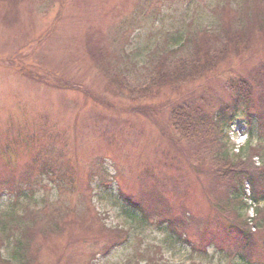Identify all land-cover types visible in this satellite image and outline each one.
<instances>
[{"label": "rangeland", "instance_id": "obj_1", "mask_svg": "<svg viewBox=\"0 0 264 264\" xmlns=\"http://www.w3.org/2000/svg\"><path fill=\"white\" fill-rule=\"evenodd\" d=\"M218 1L223 0L0 1V139L6 141V146L7 141L16 140L19 143V149L9 144L12 153L18 151L13 165L0 158V170L16 171L17 174L20 165L28 164L31 155L42 149L45 140V146L52 143L46 136L51 139L50 136L60 132L63 138L60 145L67 144L68 160L74 166L73 184L77 188L91 189L88 192L94 197L91 210L100 218L99 224L130 232V240L125 245L113 248L105 255L101 247L90 249L84 243H72L74 234L81 238H84L83 234H88L83 231L85 223L78 218L85 211L76 196L79 193L74 187L69 188L70 192L68 186L58 188L55 177L41 175L31 189L16 195L6 192L0 196V214L23 216L25 207L36 211L49 204L69 210L78 207L74 213L77 219L67 215L71 225L62 235L59 232L52 234L49 226L45 228L41 225L44 231L37 236L36 242L43 244L39 253L43 264H66L72 260L66 255L74 249L77 250H74L72 264L88 262L91 251L96 253L93 264H127L137 245L153 247L154 251L160 249L166 264H189L192 259L198 260L188 244L177 241L173 235L171 237L167 223H160L164 219L158 216L157 210L149 212L148 217L142 220L141 210L131 208L128 205L131 203L119 195L124 193L133 197L131 201L137 202L144 192L150 194L153 191L156 179L164 184L163 180L172 181L174 177L178 183L186 184L184 177L189 178V191L181 197L169 192L167 203L177 208L179 215L183 214L182 208H186L190 216L183 236L196 243L204 240L193 219L203 221L216 212L204 187L191 172L188 171V175L182 169L183 165L179 168L180 172L156 166V148L153 152L151 150L159 129L148 117L131 113L139 107L161 111L180 95L162 91L159 98L136 101L118 96L117 87L109 86L110 79L89 56L87 44L94 36L100 38L110 54L112 74L117 69H126L125 75L136 87L144 82V67L156 61L162 53L175 50L181 36L207 28L217 29L212 10ZM248 61L230 59V63H224L222 69L226 74L223 76L235 80L247 75L254 66L252 61ZM25 71L33 72L36 80L41 81L38 79L41 76L46 81L27 78ZM63 80L104 99L110 103L109 106L97 103L83 92L60 89L56 81ZM195 86L186 90H194ZM202 91L215 93L214 90ZM216 92L223 102L228 100L223 92ZM167 110H164L166 116L169 113ZM160 118L158 116L164 123ZM44 119L48 122L44 123ZM46 125L51 127V131L45 136L41 130L46 129ZM247 132V120L241 113L226 136L231 151L237 152L245 144L247 138L244 135ZM37 133L45 140H35L34 143L33 136ZM252 143L256 144L257 140ZM60 145L55 144L54 156L62 152L64 147ZM160 149L166 152L167 147ZM254 161L257 162L256 159ZM96 168H100L97 177L93 173ZM247 204L250 209L244 213L245 222L257 207L248 200ZM132 211H137L135 218L130 214ZM45 231H49L52 237L43 236L47 233ZM217 243L226 248L231 241L220 238ZM208 249L209 255L215 252L214 247ZM1 253L4 258H9L10 247H4ZM61 254L65 257L58 260ZM203 261L205 264L210 260ZM232 264L241 263L236 258Z\"/></svg>", "mask_w": 264, "mask_h": 264}, {"label": "trees", "instance_id": "obj_2", "mask_svg": "<svg viewBox=\"0 0 264 264\" xmlns=\"http://www.w3.org/2000/svg\"><path fill=\"white\" fill-rule=\"evenodd\" d=\"M212 13L217 21L216 30L207 28L195 34L181 36L179 46L175 50L162 53L156 61L144 67V82L136 87L130 84L128 76L125 75L126 69H117L112 74L110 54L99 41L100 38L94 36L95 40L92 37L88 41L87 51L95 65L99 68L101 66L110 79L109 86L117 87L118 96L136 101L159 98L162 91L180 95L175 102L161 111L139 107L131 113L148 117L159 129L160 133L157 139L152 141L154 144L151 150L153 152L156 148V166L171 172H180L179 168L183 165L182 169L187 173L191 172L204 187L211 206L214 205L212 209L216 212L203 221L193 219L204 238L202 242L196 243L183 236L190 220L186 208L181 207L183 214L179 215L177 208L170 207L167 203L169 192L181 197L189 191V178L184 177L186 184L178 183L174 177L172 181L163 180L164 184H161L160 179H156L153 191L150 194L144 192L137 202L131 201L133 197L124 193H119L120 197L129 201L131 208L141 210L142 220L148 217L149 212L157 210L158 216L164 219L160 223H167L171 237L175 236L177 241L188 244L191 253L197 255L198 260L192 259L189 264H204L203 260L207 259L210 261L205 264H232L236 258L241 264H264V206L260 207L264 204V0L218 1ZM232 58L241 62L252 61V71L235 80L226 79L223 76L226 74L225 70L222 68L224 63H230ZM28 72H24L26 77L36 80L34 73ZM38 77L41 81H36H46L41 76ZM56 82L62 90L80 91L103 106L110 104L90 92L83 91L73 82ZM192 85H196L195 89L187 91ZM203 89L214 90L216 94L202 91ZM217 90L228 96L226 102L222 101ZM164 110L169 111L168 116L164 114ZM241 113L245 114L248 124V142L236 153L235 150H230L226 136ZM44 120V123L48 122V119ZM49 131L51 127L46 125V129H42L41 133L46 136ZM45 138L52 143L45 146L46 140L41 135L37 133V136H33L34 143L35 140H45L43 147L31 155L28 164L20 165L21 169L17 174L16 171L0 170V196L6 192L16 195L23 193L25 189H31L34 182L41 179V175L55 177L58 188L68 186L69 192V188L73 187L78 191L79 196H76L85 209L78 218L85 223L83 231L88 234H83L84 238L74 234L72 243H84V246L90 249L101 247L104 255L113 248L125 245L130 240V232L120 227L107 228L100 225V218L91 210L94 198L88 195L91 189L77 188L73 184V162L68 160L65 150L68 149L67 144L60 145L63 141L60 132L50 136L51 139L47 136ZM254 139L257 140L256 144L252 143ZM0 142V158L13 165L14 156L18 155V151L12 153L11 145L19 149V143L16 140L7 141L6 146V141L2 138ZM55 144L64 147L62 152L65 156L62 152L58 156L53 155V150L57 149ZM161 147H167L166 152L160 149ZM36 170H40L36 173L38 176L34 174ZM93 173L97 177L100 168L93 170ZM180 184L183 187L179 186ZM247 190L250 191L249 195ZM247 200L257 205L253 220L257 227L255 233L251 231L249 223L244 221V213L250 208ZM48 206L50 207L47 210ZM77 210L78 207L69 210L67 207L49 204L36 211L25 207L23 216L0 214V264H43L39 254L43 244L36 242L37 236L44 231L41 225L45 228L49 226L52 234L59 232L62 235L71 225L67 215L69 218L71 215L76 218L74 213ZM136 212L132 211L130 214L135 218ZM45 232L47 233L43 236L52 237L49 231ZM220 238L230 240L231 243L224 248L217 243ZM139 246H136L135 253L127 264L167 263L160 249L156 248L154 251L153 247L140 246V249ZM4 247H10L9 258L2 256L1 250ZM209 247L215 248L212 255L208 254ZM74 250L66 255L72 259L66 264L73 263L76 253ZM91 252L88 262L84 261L83 264H93L96 253ZM62 257L65 256L59 255L58 260H62Z\"/></svg>", "mask_w": 264, "mask_h": 264}]
</instances>
